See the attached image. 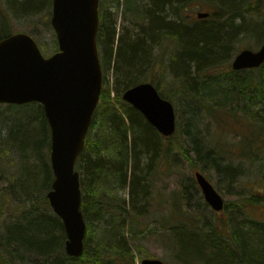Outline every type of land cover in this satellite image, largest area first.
I'll return each instance as SVG.
<instances>
[{"label": "trees", "instance_id": "1", "mask_svg": "<svg viewBox=\"0 0 264 264\" xmlns=\"http://www.w3.org/2000/svg\"><path fill=\"white\" fill-rule=\"evenodd\" d=\"M5 1L16 15L31 14L44 6L50 14L51 0ZM253 1L123 0L122 22L118 24L108 6H119V0H99L96 42L102 89L75 165L87 225L83 254L66 255L62 223L46 198L53 174L41 153L43 144H50L42 106L34 102L9 104L19 112L26 110V118L40 119L36 127L12 130L9 144L35 161L24 162V168L32 169L22 176L19 190L32 197V191L40 187L43 195L24 205L14 221H1L0 264H19L22 253L35 254L46 264H136L124 227L134 223L126 231L132 232L134 239L148 230L137 223L150 212L158 165L177 149L194 169L231 172L232 183L248 172L256 173V167L264 178V63L240 71L231 68L235 46L253 30L245 19L250 13L247 6ZM193 4L206 8L209 16L194 19L184 14ZM10 34H2L0 39ZM109 73L113 77L111 89L104 88L109 84ZM145 81L155 85L174 106L176 129L168 137L159 134L121 98L125 90ZM230 134L238 140L227 141ZM182 186L176 200L185 199L186 208L184 201L179 206L172 202L180 219L169 226L163 221L164 231L154 229L169 244L173 264H264V222L246 214L247 209L264 202L263 190L251 186L240 204L226 203L224 208L242 212L244 218L230 217L224 223L212 210L209 217L201 204L194 203L195 207L200 205L198 213L190 209L199 190L194 178L191 187ZM120 191L127 192L126 199ZM0 197L3 201L2 193ZM204 207H208L206 202ZM3 215L0 209V219ZM96 222H103L104 227L95 229ZM93 239H97L95 244Z\"/></svg>", "mask_w": 264, "mask_h": 264}, {"label": "water", "instance_id": "2", "mask_svg": "<svg viewBox=\"0 0 264 264\" xmlns=\"http://www.w3.org/2000/svg\"><path fill=\"white\" fill-rule=\"evenodd\" d=\"M50 24L58 50L45 57L35 39L17 32L0 39V103L42 105L50 128V166L53 173L46 197L65 232L64 250L70 257L83 254L86 223L81 206L80 174L75 170L92 116L99 101L102 71L96 42L99 0H51ZM207 12H198L205 18ZM264 62V41L256 50L241 49L231 67L238 71ZM162 136L176 128L172 103L162 98L149 82L122 94ZM204 200L222 211L224 200L200 172L194 173ZM140 264H167L145 258Z\"/></svg>", "mask_w": 264, "mask_h": 264}, {"label": "rangeland", "instance_id": "3", "mask_svg": "<svg viewBox=\"0 0 264 264\" xmlns=\"http://www.w3.org/2000/svg\"><path fill=\"white\" fill-rule=\"evenodd\" d=\"M119 4V6H116V4H110L108 6V11L118 17V24L122 22L123 0H119ZM247 7L250 8V13L247 15V18L245 17V19L250 21L248 26L253 30H251L249 37L248 34L245 33L247 39L245 38L237 43L235 46L237 52L243 48L256 50L259 48L264 37V0H254ZM198 11L205 12L206 8H201L197 6V4H193L188 9L184 10V14H190L191 17L196 19L195 14ZM50 15L51 7L49 14V7L47 8V6H44L36 12H31V14L16 15L5 0H0V21L3 22L2 25H0V35L8 32L28 33L35 39L42 54L44 56H49L57 50V40L55 32L50 25ZM124 25L128 26V23L124 22ZM240 36L241 34L237 37V39ZM107 79H109V84L105 85L104 88L109 87L111 89L113 85V77L110 73L108 74ZM111 94L113 95V92ZM8 105L9 104H0V121L2 122L0 123V127L2 129L0 132V193L4 196V202L0 201V209L4 211L3 218L0 219V227L2 226L1 221H14L19 215V210H21L24 205H30L32 201H36V198H40L43 195L40 187L32 191L34 193L32 197H27L23 190H19L18 186L23 179L22 176L26 177L27 174L31 173L32 169H28L27 167L24 168V162L34 164L35 161L32 157H27V155H25L22 151H19L9 144V142L12 143L9 137V133L12 130L22 126H24L23 128H31L38 124L40 119L39 117L34 116L26 118V110H20L21 112H19V110L9 108ZM16 116H19V120L16 119ZM202 126L204 127V124ZM211 128V126L210 128L208 127L207 131L211 132ZM207 131L203 129L202 135L206 134ZM230 140L235 142L238 140V136L235 137V134H230L227 136V141ZM177 151H172L173 154L170 155V158L164 160L160 165H158V176L157 178L155 177L153 199L149 207L150 212L148 215L141 217L139 220L140 222L137 223L138 227H145L148 230L134 239V237H131L132 232H126L129 227L133 228L134 223L132 226L130 224L129 226L124 227V237L126 243H128V246H130V249L134 253L136 264L144 258H159L168 264H173L175 261V257L173 256V252L171 251L169 244L166 240L162 239L163 235L157 234V231L154 229L160 228L161 231H164L162 228V222L166 221L169 226L174 221V215L172 216L173 203L179 206L181 202L184 201L183 208H186V200L182 199L180 196L181 200L178 202L176 200V196L181 195V191L183 189L182 183L183 185L188 184L189 187H191L190 184L193 179L194 171L200 170L198 167L194 169L189 160L187 159L189 162L188 164V162L182 157L185 156L184 153L180 152L179 154V151ZM190 151L191 149L189 152ZM41 153L43 158H45L49 163V146H47L46 142L41 147ZM256 169V173L253 171L248 172L246 173V177L242 178V180L233 183L232 179L234 175L231 172H228V174L227 171L222 169L220 171H200L221 194L225 204L232 202L240 204L241 202L239 200L241 197H244L245 195L247 196L246 189H249L251 186L254 189L263 190L262 196L264 197V178L259 175V168L256 167ZM227 177H229L228 181ZM126 193V191H120L119 195L124 196L126 199ZM194 203L201 204L205 213L209 217L213 216L211 209L209 207H204V199L201 196L200 190L196 191L193 203L190 205V209L198 213L200 205L195 207L196 204ZM247 210L248 212L246 214H249L255 220L264 222V202L257 205L253 209ZM138 211L139 210L137 209L136 212ZM215 214V217H219L224 223H228L230 217L240 216L239 219L244 218V215L242 216V212H238L237 210L227 207L223 208L221 212ZM94 226L95 229H99L104 227V223L96 222L94 223ZM176 232L180 234V236L183 235V231L180 229ZM96 241L97 239H93L91 243L95 244ZM21 255L23 256V262L19 264H46L43 258H40L35 254L22 253Z\"/></svg>", "mask_w": 264, "mask_h": 264}]
</instances>
